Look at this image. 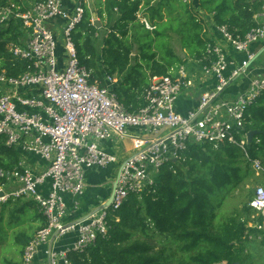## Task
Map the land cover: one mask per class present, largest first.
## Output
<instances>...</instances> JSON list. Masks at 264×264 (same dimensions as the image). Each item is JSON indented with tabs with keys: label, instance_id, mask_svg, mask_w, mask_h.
<instances>
[{
	"label": "built area",
	"instance_id": "2783aa9c",
	"mask_svg": "<svg viewBox=\"0 0 264 264\" xmlns=\"http://www.w3.org/2000/svg\"><path fill=\"white\" fill-rule=\"evenodd\" d=\"M176 1L194 6L198 2ZM86 6L87 0H0V42L6 41L0 62L9 55L14 63L11 72L0 65V137L22 156L13 172L0 170L6 179L0 184V205L33 201L46 220L25 248L23 264H73L72 252L83 253L99 236L108 235L110 213L120 210L132 194L153 191L162 167L181 159L192 144L234 143L250 159L248 133L241 140L236 136L247 124L250 107L264 94V73L251 78L237 96L230 88L256 56L251 47L264 46V4L254 16L256 26L243 35L226 25L210 24L206 52L192 63L201 69L200 79H213L215 84L185 115L178 111V100L197 87L199 78L185 65L153 76L143 96L145 105L136 113L113 93L114 78H106V87L91 83V71L81 64L75 42ZM142 23L155 29L147 20ZM231 52L244 53L247 59L237 65ZM130 127L140 132L130 133ZM123 140L134 146L126 159L108 149ZM113 165L118 171L111 206L106 202L84 221L71 223L69 218L80 209L88 172ZM252 168L264 174L260 160ZM249 208L247 237L264 246V185L256 187ZM64 239L71 244L57 248Z\"/></svg>",
	"mask_w": 264,
	"mask_h": 264
},
{
	"label": "trees",
	"instance_id": "16d2710c",
	"mask_svg": "<svg viewBox=\"0 0 264 264\" xmlns=\"http://www.w3.org/2000/svg\"><path fill=\"white\" fill-rule=\"evenodd\" d=\"M100 1L98 16L106 19L111 29L99 55L102 66L88 57L97 56L89 35L99 30L91 22L87 6L83 23L75 32L79 59L91 71V83L106 87V78L119 80L113 93L132 113L145 105L143 96L153 76L168 75L172 69L188 63L169 50L168 32H176L192 44L191 59H201L211 41L212 22L243 35L256 26L254 16L264 4V0H198L197 6L176 0L157 4L156 0H104L102 4ZM138 14L146 16L155 29L147 30ZM141 29L145 38L138 36ZM85 32L88 34L84 39ZM5 43L0 42L2 51ZM154 49L162 56L160 60ZM12 63L8 55L0 65L11 72ZM249 132L256 133L246 146L250 159L239 145L226 142L218 147L192 144L181 159L167 162L156 178L154 190L132 194L120 210L111 212L108 235L99 236L83 253L72 252L73 264H248L246 243L250 240L245 217L251 211L249 204L243 208L242 217L233 215L219 220L216 209L222 206L227 194L254 175V161L264 164V94L250 107L247 124L236 138L241 140ZM21 159L19 151L7 146L0 137V170L13 172ZM256 181L258 186L264 185V174L263 181ZM5 182L0 176V184ZM18 208L30 211L32 222L41 221L39 229L46 225L33 201ZM0 215L4 216V212ZM33 233L19 237L22 247L18 255L8 258L0 252V264H23L24 251L34 238Z\"/></svg>",
	"mask_w": 264,
	"mask_h": 264
},
{
	"label": "rangeland",
	"instance_id": "374dc122",
	"mask_svg": "<svg viewBox=\"0 0 264 264\" xmlns=\"http://www.w3.org/2000/svg\"><path fill=\"white\" fill-rule=\"evenodd\" d=\"M155 3V2H154ZM99 1L98 0H88L87 1V8L89 9L91 16H92V23L95 24V22H98L100 24L99 31L91 34L90 38L93 43V46L95 47L97 56H92L90 54L88 57H92L93 60L95 59L97 65L99 67L102 66L101 60H100V53L101 49L103 47V40L104 37L107 36L111 29L107 27L106 21L98 16V10H99ZM156 4V3H155ZM143 29H141L138 32V36L140 38H145ZM86 34L88 32L83 33V38H86ZM167 36L169 38V47L170 51L173 55L177 56L178 58H181L182 60H188V63L185 65L186 67L190 68L192 65L193 69L197 76L200 78L202 77L201 69L198 68L196 64H193V59L189 57L190 52L193 49L192 44L186 41V39L176 33V32H168ZM162 47V43H159ZM165 45V44H164ZM156 48V47H155ZM154 51L157 54V59H161V55L159 51L154 49ZM167 50L165 49V52ZM58 53L60 56H63V43L59 41L58 43ZM134 56V55H133ZM60 65H65L66 58H60ZM10 61V60H8ZM13 62V61H12ZM14 63L10 64L11 66ZM264 66V63L261 64V67ZM252 67H255L253 65ZM195 92V91H194ZM186 105V104H185ZM186 106H189L187 104ZM187 109L182 108V112H186ZM137 130L135 128H129L128 131L130 133H134V131ZM138 131V130H137ZM140 132V131H138ZM131 142L127 140H123L119 146H114L113 150L114 152L121 157L124 152L131 150ZM113 166H109L105 169L104 175L107 177H111L113 174V171L111 168ZM253 169V168H252ZM254 171V169H253ZM257 178L263 181V175L259 173H254V175L248 177L237 189L232 190L229 194H227L224 197V200L222 202V206L220 208L216 209L217 214L219 215V220L223 219L224 217H229L233 215H241V217L244 215L242 213L243 208L249 204V197L250 195L254 193L256 187L258 186V182L256 181ZM108 182V181H107ZM109 187V184L105 187V189ZM222 193H220V197H222ZM214 200H212L213 202ZM24 204H26V201H10L7 205H0V212H4V216L0 215V252L3 257H14L18 255L19 250L22 247V242L19 239L20 236H27L33 233V214L30 211H23L20 210L18 207H22ZM245 218H248L245 217ZM37 226V225H36ZM34 225V228H36ZM37 230V228H36ZM19 239V241H18ZM4 244V246H3ZM247 245V254H248V264H264V246L258 241H250L249 243H246ZM3 246V247H2ZM3 258L0 257V261H2ZM2 263V262H1ZM42 264H45V261L42 262Z\"/></svg>",
	"mask_w": 264,
	"mask_h": 264
},
{
	"label": "crops",
	"instance_id": "0c3cea01",
	"mask_svg": "<svg viewBox=\"0 0 264 264\" xmlns=\"http://www.w3.org/2000/svg\"><path fill=\"white\" fill-rule=\"evenodd\" d=\"M100 2L102 4V3H104V0H101ZM157 2H159V1H155L156 4H157ZM138 18H139L141 23L143 22V20L148 21L147 17L144 16L143 14H138ZM104 20L106 21V24H107V20L106 19H104ZM263 48H264V46H262L261 44H254L251 47V52L256 53V55H258L259 53H261ZM231 54H232L233 58L235 59L237 65L241 64L243 61H245L247 59V55L244 53L237 54L235 52H231ZM262 63H264V53H262L257 58V60L254 61L248 67L247 73L244 76H242L239 80H237V82H235L233 84V86L230 88V94H232L233 96H237L239 93H241L247 89V86H248L251 78L263 74L264 73V66L261 67ZM253 65H255V67H252ZM192 69H193V67L191 65L189 70L192 71L191 73L196 74L195 71ZM114 79L116 80L115 84L117 85L119 83V80L117 78H114ZM214 84H215V80H213V79L207 80L205 78L200 79V77H199L197 79V87L194 88L193 90L189 91V92L188 91H186V93L184 92V94L179 98L178 103H177L178 111L181 114L185 115L189 111H191L192 109H195V107H197V105H198V102H199V99H200V96L202 95V93L205 92L206 90L212 88ZM185 104L186 105L189 104V106H186ZM182 108L187 109L186 112H182ZM134 132H136V131H134ZM127 141L131 142L132 147H131L130 151L124 152L123 155L120 157L123 159L128 158V156H130L132 154V152L134 151L133 142L131 140H127ZM108 149L110 150V152L114 153V150H113V148H111V146H109ZM111 169L113 171V174L111 177H107L106 175H104L103 173L106 172L104 170L88 172L85 194L80 200L81 201L80 209H79V211H77L74 214V216H71L69 218L70 222L73 219L78 220V219L84 218L85 216L91 214L92 212H94L95 210L100 208L102 204L109 201V199L113 193V188H114V183H115L118 167L114 166ZM107 184H109V187H107L105 189ZM23 201L25 202L26 200H23ZM27 202L28 201H26V203ZM71 223H73V222H71ZM34 225L35 226L37 225L36 226L37 230H36V228H34ZM41 226H42L41 221L37 220V221L33 222V229H34L33 235H35V233L39 230V228ZM71 241L72 240H69V239L61 240L56 244V247L59 249H65V248H67V246L69 244H71ZM48 249H49V246H48ZM46 250H47V247L43 248L42 252H46ZM44 258H45V255H44V253H42L41 254V260H43ZM40 264H42V263H40Z\"/></svg>",
	"mask_w": 264,
	"mask_h": 264
},
{
	"label": "water",
	"instance_id": "95a60500",
	"mask_svg": "<svg viewBox=\"0 0 264 264\" xmlns=\"http://www.w3.org/2000/svg\"><path fill=\"white\" fill-rule=\"evenodd\" d=\"M94 25H95V27H96L97 29H100V24H99L98 22H95ZM262 53H264V48L262 49L261 53H259L258 55H256V56H255V57L249 62L248 67H249L254 61H256L257 58H258ZM248 67H247L246 69H248ZM255 135H256L255 132H249V133H248V142H249V143L252 142V140L254 139V136H255ZM112 200H113V194H112V196L110 197L109 201L105 204V206H106V207L111 206ZM95 211H96V210H95ZM95 211H94V212H95ZM92 213H93V212H92ZM84 220H85V218L79 220L77 223L82 222V221H84Z\"/></svg>",
	"mask_w": 264,
	"mask_h": 264
}]
</instances>
